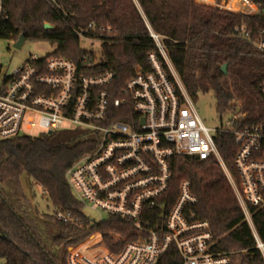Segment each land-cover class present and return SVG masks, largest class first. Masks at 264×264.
Here are the masks:
<instances>
[{
	"label": "built area",
	"instance_id": "obj_1",
	"mask_svg": "<svg viewBox=\"0 0 264 264\" xmlns=\"http://www.w3.org/2000/svg\"><path fill=\"white\" fill-rule=\"evenodd\" d=\"M242 1V5L236 1L237 10L229 7L230 0L214 6L249 17L264 15V6ZM93 28L89 23L83 31ZM83 31H77L79 41L101 42L99 36ZM234 34L264 56V30L252 35L241 24ZM150 36L168 71L152 51L147 55L149 69L137 66L122 85L115 84L111 69L83 74L61 55L32 56L10 73L3 72L0 59V138L77 129L87 132L94 142V149L65 172L81 204V215L57 207L52 210L61 222L92 228L82 240L66 247L67 264H157L171 247L177 250L179 264H229L227 253L214 250L209 222L187 213L188 205L197 200L190 182H180L173 203L166 200L171 160L181 154L201 160L212 157L220 164L264 259V240L253 222L254 211L264 208V120L246 124L245 113L232 111L224 114L220 127L207 126L159 35ZM259 90L264 99V80ZM32 129L38 133H28ZM217 132L234 139L235 172L219 152L214 139ZM105 221L126 227H96Z\"/></svg>",
	"mask_w": 264,
	"mask_h": 264
},
{
	"label": "trees",
	"instance_id": "obj_2",
	"mask_svg": "<svg viewBox=\"0 0 264 264\" xmlns=\"http://www.w3.org/2000/svg\"><path fill=\"white\" fill-rule=\"evenodd\" d=\"M220 0H216L219 2ZM264 6V0H251ZM0 37L17 40H47L56 47L45 56L71 59L80 73H115L122 85L137 66L149 69L147 55L157 50L151 32L159 35L166 55L189 96L212 92L220 115L245 113L243 122L264 120V99L259 85L264 80V56L251 42L234 34L245 24L258 35L264 30V15L254 17L232 13L197 0H0ZM50 24L49 28L45 24ZM89 23L93 29L83 31ZM106 25L110 33L105 31ZM103 28V29H102ZM102 29V33L98 30ZM101 39L102 56L95 64L92 52L79 47L77 31ZM98 31V33H97ZM226 64V72L221 66ZM168 71V70H167ZM223 160L232 172L236 145L226 132L214 135ZM94 142L87 132L60 130L35 137L18 135L0 138V259L2 264H67L65 250L92 230L64 223L52 212L32 202L34 187L40 186L53 208L81 215V204L69 188L65 172ZM172 179L166 200L173 203L181 181L190 182L196 202L187 213L207 220L215 240L214 250L225 252L229 264H264L248 223L229 180L212 157H172ZM27 177V188L21 177ZM28 190V192H27ZM253 222L264 240V208L255 210ZM86 223V222H85ZM100 228L125 229L117 221H105ZM157 264H179L174 247Z\"/></svg>",
	"mask_w": 264,
	"mask_h": 264
},
{
	"label": "rangeland",
	"instance_id": "obj_3",
	"mask_svg": "<svg viewBox=\"0 0 264 264\" xmlns=\"http://www.w3.org/2000/svg\"><path fill=\"white\" fill-rule=\"evenodd\" d=\"M136 2V0H134ZM199 3L205 5L214 6L216 0H197ZM220 0L219 2H222ZM236 1L233 2V7L231 9L237 10ZM218 2V3H219ZM239 4L241 5V0H238ZM137 4V2H136ZM110 26L106 25L105 31L107 34L110 33ZM103 29V28H102ZM102 29L98 30L99 33H102ZM97 31V33H98ZM14 40L9 38H2L0 39V59L2 62L3 72H12L17 67L21 66L26 59L30 57H43L55 49V45L51 44L47 40L41 39H26L23 45L20 48L13 47ZM79 47L82 50L87 52H92L95 55L96 59H100L102 56V44L99 40H85L81 39L79 41ZM194 105L204 121V123L212 128H218L223 123L225 119V115H220L216 108V102L213 93L206 92V93H198L197 96L193 99ZM28 133L31 135H36L38 131L36 129L29 130ZM27 177L23 175L21 180L23 185L27 188ZM28 192V190H27ZM35 195L32 196V202L37 205L40 210L45 212H52L54 209L53 206L49 203L46 197L42 194L41 189L38 186L34 187ZM29 193V192H28ZM105 215V213L103 214ZM3 263V260L0 259V264Z\"/></svg>",
	"mask_w": 264,
	"mask_h": 264
},
{
	"label": "water",
	"instance_id": "obj_4",
	"mask_svg": "<svg viewBox=\"0 0 264 264\" xmlns=\"http://www.w3.org/2000/svg\"><path fill=\"white\" fill-rule=\"evenodd\" d=\"M45 27H46V28H49V27H50V24L46 23V24H45ZM151 35H155V34H154L153 32H151ZM24 41H25V37H24V35H23V34H20V35L18 36L17 40L14 41V43H13V47H14V48H17V49L20 48V47L23 45ZM226 67H227L226 64H223V65L221 66V70H222L224 73L226 72Z\"/></svg>",
	"mask_w": 264,
	"mask_h": 264
},
{
	"label": "bare ground",
	"instance_id": "obj_5",
	"mask_svg": "<svg viewBox=\"0 0 264 264\" xmlns=\"http://www.w3.org/2000/svg\"><path fill=\"white\" fill-rule=\"evenodd\" d=\"M233 2H234V0H230V3H229V7H233ZM241 2H242V4H243V1L241 0ZM241 4V5H242Z\"/></svg>",
	"mask_w": 264,
	"mask_h": 264
}]
</instances>
